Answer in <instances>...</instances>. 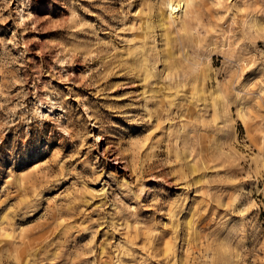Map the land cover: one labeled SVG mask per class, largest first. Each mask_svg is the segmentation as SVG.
<instances>
[{"label": "rangeland", "instance_id": "374dc122", "mask_svg": "<svg viewBox=\"0 0 264 264\" xmlns=\"http://www.w3.org/2000/svg\"><path fill=\"white\" fill-rule=\"evenodd\" d=\"M183 1L0 0V264H264V0Z\"/></svg>", "mask_w": 264, "mask_h": 264}, {"label": "bare ground", "instance_id": "6f19581e", "mask_svg": "<svg viewBox=\"0 0 264 264\" xmlns=\"http://www.w3.org/2000/svg\"><path fill=\"white\" fill-rule=\"evenodd\" d=\"M183 2L184 3H182L183 5L180 8V11H181V14L183 15V17L187 18V21L185 20V23H183V21H181V25H184V24L185 25H192L193 22L195 21V18L193 16V14L190 12V7H191L190 6V2L188 0H184ZM177 8H178L177 5H174L171 2H169V4H168V11H167V14H166V18L172 19L173 18V15L176 13V9ZM193 34H194V32H193ZM169 43H170V41H169Z\"/></svg>", "mask_w": 264, "mask_h": 264}]
</instances>
